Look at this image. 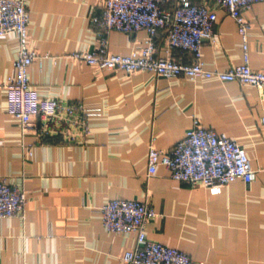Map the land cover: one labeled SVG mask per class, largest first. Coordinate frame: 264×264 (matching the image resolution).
Wrapping results in <instances>:
<instances>
[{
	"label": "crops",
	"instance_id": "crops-1",
	"mask_svg": "<svg viewBox=\"0 0 264 264\" xmlns=\"http://www.w3.org/2000/svg\"><path fill=\"white\" fill-rule=\"evenodd\" d=\"M180 0H163L172 9ZM216 12L212 40H203L201 59L208 69L243 63L264 68V1L243 10L249 27L244 42L236 21L212 0ZM102 0H29V34L42 56L28 67L40 97L80 102L101 109L89 119L91 135L80 143L61 137L21 133L6 113L0 88V177L27 194L24 216L0 219V264H124L134 234H113L96 210L113 199L137 200L157 214L147 224L149 240L186 253L203 264H264V87L218 79L164 78L152 72L130 75L95 71L71 58L91 48L97 26L93 15ZM145 31L109 33V49L128 54ZM166 54L164 34L155 36ZM18 40L0 36V78L14 73ZM171 55L190 62L189 51ZM197 118L205 128L234 139L249 157L255 178L236 180L211 194L202 185L178 183L165 167L147 177L151 144L172 148Z\"/></svg>",
	"mask_w": 264,
	"mask_h": 264
},
{
	"label": "built area",
	"instance_id": "built-area-1",
	"mask_svg": "<svg viewBox=\"0 0 264 264\" xmlns=\"http://www.w3.org/2000/svg\"><path fill=\"white\" fill-rule=\"evenodd\" d=\"M29 0H0V36L13 34L18 40L13 61L14 73L0 78L6 92V113L16 120L22 134L34 132L38 137H61L69 143L86 141L91 135L89 119L99 117L101 109H86L80 102L62 103L55 98L40 97L31 86L28 67L42 56L33 46L29 34ZM163 0H102L101 10L92 16L97 26L91 48L71 54V58L97 72L115 70L126 75L147 71L164 78L187 77L236 81L264 87V68L243 63L226 69H208L201 59L203 40H212L216 12L208 4L180 0L172 9H162ZM236 21L244 48L249 27L243 10L264 0H212ZM145 31L139 45L128 54L109 49V33ZM164 34L165 55L157 52L155 36ZM189 51L190 62L171 55V51ZM264 125V115L259 118ZM165 167L175 182L202 185L215 195L236 180L251 183L255 178L251 161L244 149L224 133L205 128L194 118L191 128L172 148L162 151L150 145L147 153V177L157 167ZM27 194L0 177V219L24 216ZM98 213L102 226L113 234H134L135 246L124 251V264H203L176 248L149 240L146 228L157 217L154 209L137 200L113 199L101 205Z\"/></svg>",
	"mask_w": 264,
	"mask_h": 264
}]
</instances>
